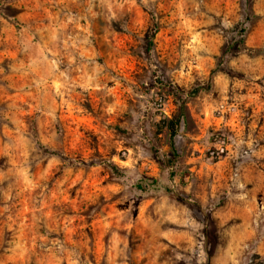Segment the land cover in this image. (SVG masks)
<instances>
[{
  "label": "rangeland",
  "instance_id": "rangeland-1",
  "mask_svg": "<svg viewBox=\"0 0 264 264\" xmlns=\"http://www.w3.org/2000/svg\"><path fill=\"white\" fill-rule=\"evenodd\" d=\"M0 264H264V0H0Z\"/></svg>",
  "mask_w": 264,
  "mask_h": 264
},
{
  "label": "trees",
  "instance_id": "trees-1",
  "mask_svg": "<svg viewBox=\"0 0 264 264\" xmlns=\"http://www.w3.org/2000/svg\"><path fill=\"white\" fill-rule=\"evenodd\" d=\"M242 46L243 47V42L241 40ZM234 46H226L224 48V50L222 51L223 55H226ZM182 112V106L179 107V114H176L175 116L171 117V118H165V127L167 129V131L170 134V137L172 139V137L175 135V132L177 131L180 122L183 119V114ZM173 147V144L171 145V148ZM113 171L116 169L115 166L110 165L109 166ZM138 189H142V186H138ZM206 217V216H205Z\"/></svg>",
  "mask_w": 264,
  "mask_h": 264
}]
</instances>
